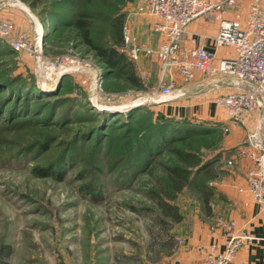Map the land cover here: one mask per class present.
I'll return each mask as SVG.
<instances>
[{"label": "rangeland", "instance_id": "rangeland-1", "mask_svg": "<svg viewBox=\"0 0 264 264\" xmlns=\"http://www.w3.org/2000/svg\"><path fill=\"white\" fill-rule=\"evenodd\" d=\"M121 1L108 3L120 5L124 30L138 0ZM84 5L85 0H0V20L14 27L11 38L17 41L26 34L32 44L30 52L0 55V77L32 82L43 93L61 87L56 97L64 100L62 111L78 102L76 106H83L91 115L106 113L110 121H121L119 125L126 123L136 108L148 111L151 118L132 126L128 133L113 131L102 140L101 152H96L93 140L74 147L76 136L96 127L97 120L46 128L36 124V116L6 123L0 118V264H164L178 252L191 223L203 216L216 217L222 202L217 187L226 171L225 154L230 151L222 127L197 123L207 133L177 140L169 147L192 152L201 167L209 164L204 170L190 169L187 185L170 201L165 167L177 164L176 153L166 149L160 156L155 154L151 166L144 170L139 162L148 145L156 148L171 129L180 127L157 122L158 114L142 78V87L115 73L107 79L96 50L87 46L74 28L46 38L54 14L88 7L93 10L98 2ZM10 11L25 15L19 22L22 26L9 18ZM100 19L96 17L92 31L94 43L114 42L108 35V23ZM118 47L127 55L123 41ZM100 73L104 78L101 90L95 89ZM51 106L47 103L44 113ZM47 140L55 142L39 153L35 147ZM68 154L74 156L66 163L63 180L35 174V168H47ZM159 184L165 192L159 190ZM207 198L210 202L206 205ZM158 199L176 205L183 220L173 224L163 216Z\"/></svg>", "mask_w": 264, "mask_h": 264}, {"label": "built area", "instance_id": "built-area-1", "mask_svg": "<svg viewBox=\"0 0 264 264\" xmlns=\"http://www.w3.org/2000/svg\"><path fill=\"white\" fill-rule=\"evenodd\" d=\"M142 3L148 14L157 20L153 25L154 30L164 34L165 41L156 50L143 48L136 43L132 28L127 25L123 30V42L126 53L133 62L139 59L142 51L156 57L161 69L159 88L163 100L174 97L177 89L173 80L174 73H178L186 84L193 81L197 73L223 76L230 79L234 90L219 96L215 101L225 110L229 119L243 126H246L252 115H261L264 121L263 0L251 1L246 21L224 20L221 23L212 42L216 47L234 50L235 56L220 59L203 46L184 47L182 39L195 20L209 13L219 12L225 15L229 9L234 8V0H142ZM13 32L11 23L0 20V39L8 43L15 52H30L32 44L29 36L23 34L15 41L11 38ZM102 75L100 73L96 78L95 89H102ZM167 78L171 80L165 85ZM183 96L185 92L179 91L176 94V97ZM246 137L243 153L253 162L246 184L255 203L264 212V122L253 129L247 128ZM225 226L230 236L224 248L213 243L205 258L194 264H234L240 249L255 240L252 235L236 233L234 222Z\"/></svg>", "mask_w": 264, "mask_h": 264}, {"label": "crops", "instance_id": "crops-1", "mask_svg": "<svg viewBox=\"0 0 264 264\" xmlns=\"http://www.w3.org/2000/svg\"><path fill=\"white\" fill-rule=\"evenodd\" d=\"M251 1L234 0V8L229 9L225 15L216 12L198 18L188 27L182 39L183 46L186 48L203 46L215 53L219 59L234 57V50L216 47L212 39L224 20L246 21ZM137 3L135 13L129 14L127 23L132 28V34L139 46L156 50L165 41L166 36L154 30L153 25L157 20L148 14L146 7L142 5V0H138ZM10 12L9 18H14L17 24L25 20V15L22 13ZM135 65L139 77L150 91L148 95L154 103L157 114L177 121L218 125L227 134L226 143L230 150L225 154L228 161L224 169L226 171L219 179L217 187V197L222 201L218 212H215L217 216L195 219L187 233L183 235V243L179 246L178 252L167 257L164 264H194L205 258L208 248L213 243H218L224 248L230 236L225 225L232 222L235 223L236 233H246L255 237L252 243L240 249L234 264H264V212L255 203L247 188L246 178L253 168V162L244 155L242 148L247 138V128L253 129L257 124L263 123L262 116L252 115L246 126L229 119L225 110L215 101L219 96L234 90L227 77L197 73L194 80L186 84L178 73H174L173 80L177 88L174 97L163 100L159 88L161 69L156 57L142 51ZM170 80L167 78L165 85L169 84ZM179 91L185 92V96L176 97Z\"/></svg>", "mask_w": 264, "mask_h": 264}, {"label": "trees", "instance_id": "trees-1", "mask_svg": "<svg viewBox=\"0 0 264 264\" xmlns=\"http://www.w3.org/2000/svg\"><path fill=\"white\" fill-rule=\"evenodd\" d=\"M93 1L98 2V5L95 7L96 9L92 10L90 9V7H88L87 10L77 9L72 13L61 11L60 13L54 14L52 16V23H48L50 28L52 27V31L51 33H49V35L46 36V38H51L54 34L62 29L74 28L82 37L87 46L92 47L94 50H96V55L103 64L104 75L105 77L107 76V79H109V77L115 73L118 77L125 76V79L130 84L138 87L144 86L143 83H141L140 77L136 70L137 68L135 67L134 63L130 59H128L127 55L120 51L118 47L121 45L124 36L123 14L119 13L121 8L120 5L116 3L113 4L111 2L108 3L111 0H85L84 6H89V4H92ZM125 1L127 0H122L120 3L123 4ZM106 3H108L107 7ZM104 10H106V12H104ZM101 16L103 18L100 19ZM96 17L99 18L101 22L108 23L110 28V30L108 31V35H112V37L114 38V42L111 43L109 41H103L98 42L102 44L97 45L94 43V40L91 37L93 35L92 31L96 22ZM8 51L13 52L11 47L5 41L0 39V55L5 54ZM60 92H62L61 87L52 93H43V91L32 82L31 84H23L20 81H15L14 79L8 77H0V118L3 119V123H6L7 121L19 117H22L24 118V120L28 121L27 119L36 116V124H41L43 126H46V128H54L58 125H68L73 121L81 122L83 120H87L90 123L91 121L97 120L96 127H91L88 131L83 132L82 135L76 136L74 145V147L77 148L76 146L80 143L85 144L88 142H92L93 140L94 149L96 150V152L102 151V140L110 136L113 131H124L128 133V131L131 130L132 126L141 125L143 121L151 118V113H146L148 111L145 112L143 108H136L129 113L128 121L119 125L121 121H110L106 113L91 115L92 113H90L88 109L84 108L81 105L76 106L78 102H76L75 105L72 104L68 110L62 111L64 100L61 101V99H58L56 97ZM50 102L52 103L50 111L44 113V106ZM72 106L76 107L73 108ZM32 107L35 108L32 109ZM59 112H61L60 115ZM42 116L43 119H37ZM163 121H166L167 124L171 123L174 128L177 125L180 128L177 130L171 129V133L166 138H163L160 141L161 144L157 145L156 148L148 145L149 149L147 148L146 154H144V158L142 159L143 161L139 162V166L143 170L148 165L151 166V164L153 163L152 156H154L155 154L156 156H160L162 152L166 151V149L176 153L177 164L170 168L165 167V176L170 183L168 189H170V191L172 192L171 193L169 191L170 195L167 196L169 197L170 201H173L175 200L174 198L176 194L182 191L187 185L188 178L191 174L190 169L199 167L204 170L203 167H207L209 166V164L201 167L199 160L195 157L194 154H192V152L186 153L185 151L174 150V148L170 149L169 147H172V145L177 140H182L183 138L189 136H195L197 133H207V131H203L201 129L203 126L198 125L200 123L197 124L187 121H177L170 118H165L161 114H158L157 122L160 123ZM162 127H165V124L162 123ZM146 140H150V138L147 137ZM54 142V140H47L46 142L35 148H39L38 152L43 154L49 148H51ZM35 148H33L32 151H35ZM75 148H73V151H75ZM73 156L74 154H68L67 157H62V160L48 165L47 168H35V174L39 177H56L57 179L63 180L64 176L62 172L67 171L66 163L68 162V160L73 159ZM159 187V190L161 192H165L164 187L161 184H159ZM208 199L209 198H207V201H205L206 205L210 202ZM157 206L161 211V214L166 218H170L173 224H178L183 220V216L179 213L178 207L176 205H172L171 203H169V201L158 199ZM209 210L207 211L211 212V209Z\"/></svg>", "mask_w": 264, "mask_h": 264}]
</instances>
